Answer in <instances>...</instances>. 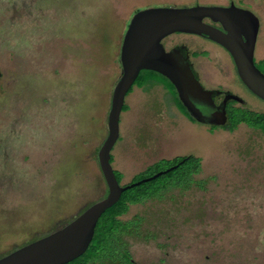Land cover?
<instances>
[{
    "label": "rangeland",
    "instance_id": "1",
    "mask_svg": "<svg viewBox=\"0 0 264 264\" xmlns=\"http://www.w3.org/2000/svg\"><path fill=\"white\" fill-rule=\"evenodd\" d=\"M228 3L258 17L256 58H264V0H0V256L106 197L97 155L134 14ZM166 39L182 42L185 52L205 51L192 61L207 90L230 92L226 101L264 113L217 44L174 33L163 48ZM147 78L161 79L141 71L139 79ZM185 81L190 99L211 116L194 74ZM124 105L110 153L120 185L164 171L176 157L201 160L189 188L132 205L122 217L144 221L140 238L126 239L133 264H264V135L244 124L228 132L214 128V119L195 121L174 107L162 84H136Z\"/></svg>",
    "mask_w": 264,
    "mask_h": 264
},
{
    "label": "water",
    "instance_id": "2",
    "mask_svg": "<svg viewBox=\"0 0 264 264\" xmlns=\"http://www.w3.org/2000/svg\"><path fill=\"white\" fill-rule=\"evenodd\" d=\"M209 20L221 29L204 22ZM260 22L250 10L231 3L228 7L195 6L190 8H151L134 14L120 47L121 76L111 97L107 116V136L98 155V165L107 187V195L53 233L30 242L0 258V264H67L82 256L90 245L101 215L118 202L128 189L157 179L176 166L141 181L122 186L110 163V153L119 137V118L124 99L141 71L165 77L177 97L195 121H209L207 114L189 99L183 69L161 41L174 33L207 37L231 57L243 86L264 102V74L256 67L254 50ZM218 124H221L218 121Z\"/></svg>",
    "mask_w": 264,
    "mask_h": 264
},
{
    "label": "trees",
    "instance_id": "3",
    "mask_svg": "<svg viewBox=\"0 0 264 264\" xmlns=\"http://www.w3.org/2000/svg\"><path fill=\"white\" fill-rule=\"evenodd\" d=\"M256 67L264 73V61H262L260 64H256ZM148 72L159 76L161 78L160 81L153 80L152 78H147L145 80L139 79L141 74L140 72L133 86L127 92L126 96L132 92L136 84L139 88L148 82L162 84L165 87L167 94L169 95L170 101L176 105L180 112H182L187 117L191 118L185 108L180 103L177 97V93L172 84L160 74L152 71ZM127 110L128 106L123 105L122 112H126ZM225 110L227 114L224 117V122L214 126V128H221L228 132H233L238 127V125L244 124L248 128L258 130L264 135V113L254 112L244 108H236L233 107L230 103L226 106ZM165 160L166 159L157 160L156 162L147 166L142 171V173L148 172L150 169L154 168ZM112 162L113 158L110 156V163ZM172 166H176V168L165 174H162L157 179L147 183H141L138 186L124 191L118 202L115 203L111 208L107 209L99 218L95 227L92 241L88 246L86 252L79 258L67 264H96L97 262H104L112 258H120L122 264H133V262L129 260L130 258L126 256V254L124 255L125 260L124 258H121L119 256V254L122 253V246L121 244H119V242L122 239V235L124 233H127L126 231L129 229V226L119 220V217L127 214L130 206L132 205L141 204L149 199L161 197L163 193L169 190H184L189 188V186L193 184V177L201 171V160L199 157L193 155L180 156L174 158L173 162L168 167L170 168ZM158 171L160 172V170H156L148 174L146 178L151 177L155 173H158ZM114 174L117 181L120 182V180L122 179V174L115 170ZM141 180L142 178L137 179L136 181L130 182V184ZM92 204H90L89 206H91ZM89 206H86L83 211H85ZM83 211H81L77 216H79ZM70 221L63 223L61 226H59L58 229L64 227ZM56 229L57 228L51 229L42 236H45L47 233L56 231ZM42 236L31 238L20 246H17L9 252H6V254H3L2 256H0V258L8 255L9 253L32 241L41 238Z\"/></svg>",
    "mask_w": 264,
    "mask_h": 264
},
{
    "label": "flooded vegetation",
    "instance_id": "4",
    "mask_svg": "<svg viewBox=\"0 0 264 264\" xmlns=\"http://www.w3.org/2000/svg\"><path fill=\"white\" fill-rule=\"evenodd\" d=\"M231 3L227 4V5H223V7H228L230 6ZM241 8V7H240ZM245 9V8H244ZM204 22L208 23V24H211L212 26H215L219 29H221V27L218 25V24H213L211 23L209 20H205ZM260 22V21H259ZM260 28V27H259ZM259 33V32H258ZM178 34H181V33H178ZM205 40H209L207 37H204V36H199ZM258 37V36H257ZM210 41V40H209ZM212 42V41H211ZM162 43V42H161ZM214 43V42H213ZM183 43L182 42H174L173 40H164V48H167L169 51H175L176 55L179 56V58H181L182 60H180L182 62V65L180 64L181 68L183 69V73L186 75L187 79L190 78V73L194 74L197 82L195 83V86L196 88H198V86L200 85L204 91H198L196 90V93L199 95L200 99L202 101H206L204 104L206 106H210L211 108H213L214 112L211 114V116L205 111V109H203L201 106H198L196 105L189 97V99L191 100V102L199 109L203 110L207 116L209 117V121L207 122H204L203 124H207V123H210L212 119H214V126L218 125V121H220V123H223L224 122V117L225 115L227 114L226 113V106L230 103L233 107H236V108H244L243 106H241V104H244V101L241 100V98H239L238 96H236V98L240 99L242 102H238L237 100H232V99H229L228 101H226V94H231L230 92H223V91H217V92H213L211 90H207L205 88V86H203L201 80L199 79V75H197V72L195 70V67H194V63L192 61V59L194 58H197L198 56H205L206 53L205 51H200V52H196V51H189V49H187L188 51L185 52L181 47ZM216 44V43H215ZM186 46V45H185ZM219 46V45H218ZM221 49H223L221 46H219ZM163 48V49H164ZM256 49H257V39H256V44H255V50H254V61H255V64H260L262 61H264V58H261V59H257L256 58ZM165 50V49H164ZM224 50V49H223ZM166 51V50H165ZM225 51V50H224ZM167 52V51H166ZM227 53V52H226ZM229 55V54H228ZM175 57V56H174ZM230 57V56H229ZM176 59V57H175ZM231 59V57H230ZM177 60V59H176ZM232 60V59H231ZM178 61V60H177ZM233 63V62H232ZM234 65V64H233ZM235 68V67H234ZM185 70V71H184ZM260 70V69H259ZM262 72V71H261ZM263 73V72H262ZM264 74V73H263ZM185 75H184V78H185ZM237 76V74H236ZM238 78V76H237ZM239 79V78H238ZM186 82V81H185ZM219 93V94H217ZM223 94V97L220 101H217L216 100V97L218 95H221ZM233 95V94H232ZM189 96V95H188ZM212 98V99H211ZM172 103V102H171ZM240 103V104H239ZM173 104V103H172ZM221 104H222V107H221ZM174 107L178 110V108L176 107L175 104H173ZM224 109V111H223ZM245 109V108H244ZM201 123V122H200ZM126 215V214H125ZM125 215L119 217V220H121L123 223H126L128 226H129V229L126 231L127 233H124L122 235V239L120 240L119 244H121L122 248H121V252L123 253V256L126 254V256H128L130 259V261H132L131 259V256L129 254V250H128V247H127V238L128 237H139L141 236L142 234V231L141 229L143 228V219L140 218L139 216H136L134 215L133 219L132 220H127V221H123L122 220V217H124ZM71 222V221H70ZM131 225V226H130ZM62 228V227H61ZM58 230V228L56 229ZM54 232V231H53ZM51 232V233H53ZM51 233H47L45 236L51 234ZM45 236H42V237H45ZM145 236V235H143ZM41 237V238H42ZM40 239V238H39ZM38 240V239H37ZM33 242V241H32Z\"/></svg>",
    "mask_w": 264,
    "mask_h": 264
},
{
    "label": "crops",
    "instance_id": "5",
    "mask_svg": "<svg viewBox=\"0 0 264 264\" xmlns=\"http://www.w3.org/2000/svg\"><path fill=\"white\" fill-rule=\"evenodd\" d=\"M122 174V173H121Z\"/></svg>",
    "mask_w": 264,
    "mask_h": 264
}]
</instances>
